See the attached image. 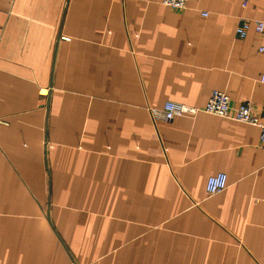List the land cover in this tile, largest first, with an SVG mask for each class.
Wrapping results in <instances>:
<instances>
[{
	"label": "crops",
	"instance_id": "0c3cea01",
	"mask_svg": "<svg viewBox=\"0 0 264 264\" xmlns=\"http://www.w3.org/2000/svg\"><path fill=\"white\" fill-rule=\"evenodd\" d=\"M243 20L264 0H0V264H264L259 130L149 115L220 91L264 121Z\"/></svg>",
	"mask_w": 264,
	"mask_h": 264
},
{
	"label": "built area",
	"instance_id": "2783aa9c",
	"mask_svg": "<svg viewBox=\"0 0 264 264\" xmlns=\"http://www.w3.org/2000/svg\"><path fill=\"white\" fill-rule=\"evenodd\" d=\"M189 0H160V4L173 11H182ZM250 30L258 35L264 33V22L243 20L235 30L236 37L246 38ZM66 40V39H65ZM263 49H260L262 52ZM264 81V76L260 79ZM199 113H206L222 118H230L237 122L256 127L259 130V147L264 151V121H261L253 111L251 103L246 102L232 106L229 97L220 91H212L203 107H194L175 102H166L161 108H150L149 115L156 122H170L181 117L195 118ZM227 188V176L217 173L208 177L205 191L208 196L222 193Z\"/></svg>",
	"mask_w": 264,
	"mask_h": 264
}]
</instances>
